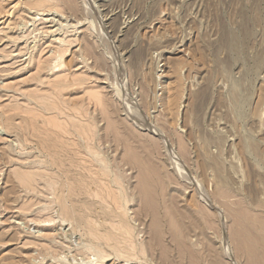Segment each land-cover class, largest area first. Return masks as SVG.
I'll return each mask as SVG.
<instances>
[{"label": "rangeland", "instance_id": "374dc122", "mask_svg": "<svg viewBox=\"0 0 264 264\" xmlns=\"http://www.w3.org/2000/svg\"><path fill=\"white\" fill-rule=\"evenodd\" d=\"M263 11L264 0H0V264H264ZM53 104L58 110L44 108ZM51 119L92 123L101 150L83 176L90 184L103 168L104 199L76 181L67 217L55 201L61 193L43 181L28 192L19 177L43 171L29 163L46 158L37 147ZM140 189L155 190L161 231ZM122 194L128 209L115 203ZM86 221L101 238L86 233ZM120 221L134 244L145 243L133 258L110 253L102 239H120ZM168 231L186 237L194 257L183 258Z\"/></svg>", "mask_w": 264, "mask_h": 264}, {"label": "bare ground", "instance_id": "6f19581e", "mask_svg": "<svg viewBox=\"0 0 264 264\" xmlns=\"http://www.w3.org/2000/svg\"><path fill=\"white\" fill-rule=\"evenodd\" d=\"M39 2H42V1H39ZM264 12V11H263ZM258 14V13H257ZM256 14V15H257ZM244 16V15H243ZM257 17V16H256ZM259 18H260V16H259ZM244 19H245V17H244ZM258 19V18H257ZM260 20V19H259ZM247 35H248V33H246ZM237 35V34H236ZM238 36V35H237ZM249 37V36H248ZM232 41H233V45L235 46L236 45V41H237V38L235 37V36H233V38H232ZM239 44V43H238ZM232 45V46H233ZM89 46V45H88ZM88 49H89V47H88ZM87 49V50H88ZM85 50V49H84ZM83 50V51H84ZM62 53V52H61ZM86 53H88V52H86ZM63 54V53H62ZM89 54V53H88ZM59 55H60V52H59ZM93 55V54H92ZM239 55H241V54H239ZM86 56V55H85ZM89 56V55H88ZM242 56V55H241ZM91 57V56H90ZM93 57H94V55H93ZM92 57V58H93ZM58 59V58H57ZM56 62V61H55ZM57 62L58 63H60L58 60H57ZM57 65H59V64H57ZM237 88V87H236ZM235 88V89H236ZM235 91V90H234ZM243 91V90H242ZM244 93V92H243ZM233 94V93H232ZM239 95V94H238ZM235 96V95H234ZM94 97H97V96H95L94 95ZM236 97V96H235ZM97 98H99V97H97ZM98 101H99V99H97ZM100 102V101H99ZM174 102V101H173ZM173 102H172V104H171V106H169V110H171L173 107H172V105H173ZM44 103V102H43ZM42 103V104H43ZM102 103V102H101ZM101 103H98V104H101ZM52 104V103H51ZM62 105V104H61ZM101 105H103V103L101 104ZM167 106V105H166ZM62 107V106H61ZM81 107V106H80ZM44 108L45 109H47V110H58V108H59V106H58V104H53V105H47V106H44ZM76 109V108H75ZM74 109V110H75ZM72 110V112H73V109H71ZM80 110V108H78V110L76 109L75 111H78L79 113H81V111H79ZM81 110H82V108H81ZM109 110V109H108ZM168 110V111H169ZM83 111V110H82ZM54 112V111H53ZM52 112V113H53ZM60 111H58V113H59ZM84 113H85V110L83 111ZM104 112V111H103ZM57 113V114H58ZM63 113V112H62ZM78 113V114H79ZM87 114H89L88 112H86ZM86 113H85V115H86ZM106 113H107V111H106ZM105 113V114H106ZM169 113H170V111H169ZM104 114V113H103ZM79 115H82V114H79ZM170 116H171V114H169ZM55 116H57L56 114H55ZM65 116V115H64ZM87 117H88V115H86ZM90 116H91V114H90ZM89 116V117H90ZM70 117V116H69ZM71 117L72 118H74L75 119V117H76V114H75V116H72L71 115ZM55 118V117H54ZM57 118V117H56ZM55 118V119H56ZM60 118V117H59ZM58 118V119H59ZM85 118V117H84ZM90 118H92V117H90ZM90 118H88L89 120H90ZM113 117H111L110 118V120L112 119ZM63 121L65 122V119L66 118H64L63 117ZM82 119V118H81ZM81 119H79V120H81ZM52 121H53V119H51ZM50 120V121H51ZM70 120H72V119H70ZM69 120V122H70V125L72 126V128H70V127H67V128H64V127H61V126H59L58 125V123H56V122H50L52 125V127H45L46 129H43L44 131H43V136H42V138H40L39 136H37V134H34V133H31V135L32 136H36V137H39V141H38V147H37V149L39 150V152L41 153V155L43 154V155H45V159L44 160H41V161H37V162H35V161H31L29 164H32V168H33V170L35 169H41V168H43V171L42 172H39V171H37V172H28L27 174L25 173H23V171H22V176L19 174V177H22V178H20V181H21V183L22 184H24L25 186H26V190L29 192V191H31L30 189H34L35 187H37V185L38 184H40V182L41 181H43V185H44V187H46V188H48L50 191H52V193L53 194H55L56 193V191H58L59 193H61V196L60 197H57L56 199H55V201L58 203V204H60V206H61V208H62V212H63V214L67 217V216H71V214H72V211H73V208H72V204L69 206V205H67V203H69L68 202V200H69V198H70V196L72 195V194H74V184L76 183V181H78L79 182V186H80V189H82L85 193H87V194H89L90 196H96L97 198H100V199H102L103 197H102V194H101V191H103V187H102V182L101 181H103V179H102V177H103V172L100 170V169H103V168H99V170L97 171L98 173L96 174V177L98 178L96 181H93V182H90V184L88 183V182H86V180H85V176H83L84 174H83V171H88V166H87V164H89V166L91 165L90 163V156L92 155L93 156V154H98V152H101V150L100 151H98L97 152V146L95 145V146H93L92 144H91V142H92V140H91V137H92V135L93 134H91L92 133V126H91V124L90 125H84V126H80V124H78V125H75V126H73L72 124L74 123L75 124V122H76V120H73V123H72V121H70ZM78 120V119H77ZM82 121V120H81ZM86 120H84L83 119V122H85ZM112 121V120H111ZM110 121V122H111ZM46 122H48V121H46ZM59 122V121H58ZM68 122V123H69ZM88 122V121H87ZM113 122V121H112ZM111 122V124H114L116 121L114 120V122L112 123ZM67 123V124H68ZM86 123V122H85ZM88 123H90V122H88ZM94 123V122H93ZM66 124V123H65ZM111 124H109V126L111 127V126H113V125H111ZM93 125V124H92ZM172 126V125H171ZM66 127V126H65ZM94 128H95V126H93ZM114 127H116V125L114 126ZM164 130V129H163ZM95 131V130H94ZM93 131V132H94ZM99 131V130H98ZM166 131H167V129H166ZM165 132V131H164ZM95 133V132H94ZM100 133V132H99ZM163 133V132H162ZM170 133V135H171V131L169 132ZM99 136V135H98ZM97 136V137H98ZM104 136V135H103ZM168 136V135H167ZM173 136V135H172ZM24 137V136H23ZM62 139H64V142L62 141ZM71 139V140H70ZM77 139V140H76ZM99 139V138H98ZM28 140V139H27ZM96 140V139H95ZM66 141V142H65ZM70 141H72L71 143H69ZM29 142H31V141H29ZM154 143V142H153ZM29 144V143H28ZM31 144V143H30ZM98 144V143H97ZM156 144V143H155ZM100 145V144H99ZM28 148H29V146H28ZM98 148H100V147H98ZM102 148V147H101ZM26 149V148H25ZM25 149H24V151H25ZM30 149H32V148H30ZM94 149H96V150H94ZM94 150V151H93ZM99 150V149H98ZM130 151H133V150H130ZM26 152H28V151H26ZM93 152H97V153H93ZM135 153H136V151H134ZM133 152V153H134ZM181 152H182V150H181ZM125 153V152H124ZM126 153H129V152H127L126 151ZM131 153V152H130ZM133 153H132V156L130 155V157L131 158H134V157H137L136 156V154L134 155V157H133ZM100 155V154H99ZM99 155H97V156H99ZM125 155H127V154H124V156ZM188 155V154H187ZM38 156V155H37ZM40 156V155H39ZM96 156V157H97ZM103 156V155H102ZM102 156H99L100 157V159H101V157ZM106 156H107V154H106ZM128 156V155H127ZM42 157V156H41ZM126 157V156H125ZM98 158V157H97ZM124 158V157H123ZM99 159V160H100ZM108 159H110V158H108ZM39 160V159H38ZM99 160L98 159H96V162L97 163H99ZM101 160H103V162H104V159H101ZM113 160H114V158H113ZM126 160H127V157H126ZM131 161V159H129L128 158V160H127V162L128 161ZM134 160V159H133ZM132 160V161H133ZM108 161V160H107ZM107 161H106V163H107ZM115 161L117 162V160L115 159ZM129 161V163H131V164H138V163H140V164H138V166L140 165L141 166V162H138V163H133L132 161L130 162ZM136 161V160H135ZM134 161V162H135ZM137 161H139V159L137 160ZM136 161V162H137ZM110 162V161H109ZM115 162V163H116ZM105 163V162H104ZM106 163H105V165H106ZM113 163H114V161H113ZM39 164V165H38ZM101 164L99 163V166H100ZM112 165H114V164H112ZM117 165H119V164H117ZM116 165V166H117ZM134 166V165H133ZM137 165L135 166V167H137V170H138V168L139 169H141V168H143V167H138ZM91 168H92V166H90ZM105 167V166H104ZM95 168V167H94ZM111 168V167H110ZM113 168H115V167H113ZM117 168H118V166H117ZM53 169L55 170V171H53ZM112 169V168H111ZM144 170H146L145 168H143ZM143 169L141 170L142 171V173H144V172H146L147 173V170L146 171H143ZM42 170V169H41ZM113 170V169H112ZM90 171V170H89ZM92 171V170H91ZM105 172H108L107 170H104ZM26 172V171H25ZM88 173V172H87ZM111 173V172H110ZM139 173H140V171H139ZM145 173V174H146ZM108 173H106V175H107ZM113 174H117V173H113ZM145 174H142L141 175V173L139 174V175H141V176H145ZM147 175H148V173H147ZM146 175V176H147ZM119 176V175H118ZM118 176H116V177H118ZM146 176H145V178H146ZM78 177H82V178H80V180H76ZM112 177V176H111ZM115 177V178H116ZM119 177H121V176H119ZM118 177V178H119ZM115 178H114V180H115ZM144 178V179H145ZM148 178V177H147ZM146 178V179H147ZM160 178H162V177H160L159 176V179H158V181H162V179H160ZM117 179V178H116ZM122 178H120V180H121ZM112 180V179H111ZM120 180H118V181H120ZM164 180V179H163ZM105 181H107V180H105ZM147 181V180H146ZM155 181V180H154ZM121 182V181H120ZM142 182V181H141ZM140 182V183H141ZM176 182V181H175ZM174 182V183H175ZM91 183H94V185H95V187H93V186H91ZM108 183V182H107ZM118 183V182H117ZM146 183V182H145ZM157 183V182H156ZM163 183V182H162ZM109 184V183H108ZM119 184V183H118ZM142 184V183H141ZM41 185V184H40ZM105 185V184H104ZM138 185H139V182H138ZM143 185V184H142ZM142 185H139L140 187L139 188H144L145 190L148 188H145L146 186H142ZM156 185V184H155ZM155 185H154V187H155ZM164 185V184H163ZM162 184L160 185V184H158V187L160 186V188H164L165 187V185H164V187H161V186H163ZM107 186V185H106ZM108 186H110V185H108ZM114 186H115V184H114ZM150 187H152V188H150V189H152L153 190V186L151 185ZM138 188V189H139ZM39 189V188H38ZM109 189H110V187H109ZM112 189V188H111ZM137 189V190H138ZM149 189V191L150 192H145V191H143V189H142V191H141V189H140V191H141V195L143 196L142 198H141V203H143V204H141L142 206H144L143 208H142V210L146 207V211L148 212V214H150V219H151V228L154 226V227H156V226H158V219H159V222H160V218L158 217L157 218V216H158V214H156L155 213V206H156V201H154L155 199L152 197V195H154V194H156V192H155V190H154V194L153 193H151V190ZM156 189V188H155ZM113 190V189H112ZM160 190V189H159ZM222 190H224V192H225V189H223L222 188ZM220 191V193L222 194L223 193V191ZM38 191V190H37ZM106 191H107V189H106ZM114 191V190H113ZM117 191H118V189H117ZM139 191V190H138ZM64 192H67L66 194H64ZM79 193V192H78ZM118 193L120 194V192L118 191ZM117 193V194H118ZM37 194V193H36ZM50 194V193H49ZM118 194V195H119ZM138 194H140V193H138ZM226 194V193H225ZM113 195V194H112ZM106 196H107V194H106ZM116 196V195H115ZM124 196H125V194H124ZM133 196V195H132ZM131 193H130V198H129V200L130 199H132L131 197ZM171 196V195H170ZM173 196V195H172ZM192 196V195H191ZM221 196H224V195H221ZM112 197V196H111ZM119 197V196H118ZM122 197V198H121ZM126 197V196H125ZM154 197H156V195H154ZM207 197V196H206ZM114 198V197H113ZM112 198V199H113ZM116 199H115V203L117 204L118 202V200H119V205H120V207H121V209H123L122 208V206L125 204L126 205V207H124V209L125 208H127V204L126 203H129V202H132V201H134V200H130L129 202H128V199H126V198H128V197H126L124 200L125 201H127L126 203L125 202H123V194H122V196H120V198H118L117 199V197H115ZM171 198L172 197H170V200L169 201H172L171 200ZM174 198V197H173ZM172 198V199H173ZM99 199V200H100ZM104 199V198H103ZM55 201H54V203H55ZM173 201H174V199H173ZM172 201V202H173ZM77 202V201H76ZM105 202H106V200H105ZM200 202V201H199ZM50 204H52L51 202H49ZM108 203V202H107ZM168 203H171V202H168ZM198 203V202H197ZM114 204V203H113ZM158 204V203H157ZM173 204V203H172ZM193 204V203H192ZM202 204V203H201ZM200 203H199V205L198 206H200L201 205ZM204 204V203H203ZM205 204H207V203H205ZM204 204V205H205ZM195 205V204H194ZM115 206V205H114ZM140 206V205H139ZM139 206H137V208L139 209ZM141 206V207H142ZM173 206H175V205H173ZM208 206V205H207ZM206 206V207H207ZM210 206V205H209ZM157 208L158 207H160V205L158 204V206H156ZM196 207V205L194 206V208ZM161 208H164V207H161ZM175 208H177V207H175ZM60 209V208H59ZM115 209H117V208H115ZM128 209V208H127ZM200 209V208H199ZM210 209V208H209ZM209 209H207V211L209 210ZM136 211H137V209H135ZM145 210V209H144ZM161 210H163V209H161ZM179 210V209H178ZM204 211H206L205 209H203ZM116 211V210H115ZM139 211V210H138ZM180 211V210H179ZM213 211V210H212ZM118 212V211H117ZM125 212H127V211H125ZM140 212V211H139ZM156 212H157V210H156ZM163 212V211H162ZM211 212V211H210ZM134 213L136 214V212L134 211ZM203 213V212H202ZM160 214V213H159ZM201 214V213H200ZM208 213L206 212V214H204V216L205 215H207ZM61 215V214H60ZM138 215V214H137ZM145 215H147V214H145L144 213V216ZM157 215V216H156ZM211 215H212V212H211ZM130 216V215H129ZM163 216H164V213H163ZM171 216V215H170ZM182 216H184V215H182ZM212 216H214V214L212 215ZM146 217V216H145ZM207 217H209V216H207ZM211 217V216H210ZM209 217V218H210ZM139 218H140V216H139ZM165 218V217H164ZM163 218V219H164ZM167 218V217H166ZM168 218H170L169 216H168ZM167 218V219H168ZM205 218V217H204ZM214 218V217H213ZM89 219H91V218H89ZM131 219V218H130ZM150 219H148V220H150ZM212 219V218H211ZM210 219V220H211ZM128 220V219H127ZM135 220H137V219H135ZM138 220H140V219H138ZM147 220V221H148ZM194 220V219H193ZM206 220V219H205ZM131 221V220H130ZM173 221H175V220H172V222ZM117 222V221H116ZM116 222H113V223H116ZM141 222H142V220H141ZM140 222V223H141ZM156 222H157V224H156ZM165 222V221H164ZM170 221L168 220V223H169ZM74 223V222H73ZM86 223V226H85V231H86V233L88 234V235H91L93 238H101V236H99V234H98V229L97 228H95V226L94 225H92L91 224V222L90 221H88V223H87V221L85 222ZM110 223H112V221L110 222ZM168 223L166 224V225H168ZM176 223V222H175ZM186 223V222H185ZM196 223V222H195ZM194 223V224H195ZM212 223V222H211ZM170 224H171V227L172 228H175V227H177L176 226V224H175V227L173 226L174 224L173 223H171L170 222ZM197 224V223H196ZM118 225V227H116ZM133 225H135V224H133ZM198 225V224H197ZM210 224L208 223V227H211L212 226V224H211V226H209ZM159 226L160 227H162L161 226V223L159 224ZM158 226V227H159ZM204 226V225H203ZM78 227V226H77ZM81 227H82V225H81ZM114 227H116V229L118 230V232H119V237H120V239H116V238H114V237H109V236H104V237H102V239H104V241H105V244L107 245V247L108 248H110L111 250L110 251H112V252H110V253H112L113 254V252H118V251H121L122 253L123 252H127L128 254H130V255H132V258H133V256L138 252V250L139 251H142V249L144 248H146L145 247V243H143L144 244V247H142L143 246V244H140L139 246H137L136 244H134L133 243V241H132V235H133V229L132 228H130L129 227V225L124 221H120V222H118ZM153 227V228H154ZM158 227H156L157 229H158ZM159 227V229L158 230H162V228H160ZM170 227V228H171ZM179 227V226H178ZM177 227V228H178ZM198 227V226H197ZM200 227V226H199ZM198 227V228H199ZM206 227V226H205ZM263 227H264V225H263ZM142 228V227H141ZM152 228V229H153ZM201 228V227H200ZM199 228V229H200ZM148 229V228H147ZM152 229H150V232H151V230ZM167 229V228H166ZM180 229V228H179ZM167 230H169V229H167ZM171 230V229H170ZM173 230V229H172ZM164 231V230H163ZM166 231V230H165ZM174 231H176V228L174 229ZM142 232V231H141ZM158 232V231H157ZM169 233H172V235H171V237H170V239H172V241H177L178 242V240L181 238V240L183 239V235L182 234H180V235H182V236H180V237H178L177 236V234H176V232H170V231H168ZM177 232H179V231H177ZM181 232V231H180ZM106 233H108V232H106ZM152 233V232H151ZM163 232H161V234H162ZM173 233H175V235L173 234ZM136 234V233H135ZM154 234H156V232L155 231H153V235H152V238H153V236H154ZM167 234V233H166ZM102 235V234H101ZM179 235V234H178ZM156 236H157V234H156ZM158 236H159V233H158ZM157 236V237H158ZM164 236V235H163ZM163 236H161L160 235V237H163ZM169 236V235H168ZM197 236V235H196ZM128 237V238H127ZM135 237V236H134ZM151 236H149V238H150ZM158 238V239H160L161 240V238ZM165 237V236H164ZM163 237V238H164ZM204 237V236H203ZM137 238V237H136ZM145 238H147V240H148V237H146L145 236ZM184 238H186V237H184ZM241 238V237H240ZM157 239V238H156ZM155 239V243L157 242V240ZM188 239V238H187ZM191 239V238H190ZM127 240H128V242H127ZM181 240H179V246H180V255L181 256H183V255H186L187 253L186 252H188L189 253V256H190V258L193 256L194 257V255H191V251L189 252V250H194V248L192 249V247L190 248L189 247V245H187L188 247H187V249L188 248H190V249H186V243L184 244V242L183 241H181ZM197 240V239H196ZM242 240V239H241ZM90 241H92V240H90ZM141 241L142 240H140V241H138V243L140 242L141 243ZM145 241V240H144ZM150 241H151V238H150ZM152 241H153V239H152ZM169 241H171V240H169ZM189 241V240H188ZM244 241H245V239L243 240V242L242 243H244ZM98 242V241H97ZM148 242V241H147ZM101 243V242H100ZM137 243V242H136ZM151 243V242H150ZM158 243V242H157ZM157 243H156V245H157ZM180 243H181V245H180ZM239 243V242H238ZM246 243V242H245ZM245 243L243 244V245H245ZM93 244H94V242H93ZM104 244V245H105ZM164 245V244H163ZM239 246H240V244H238ZM242 246V245H241ZM94 247V246H93ZM176 247V246H175ZM99 248V247H98ZM97 248V249H98ZM103 249H104V247H102ZM163 248V247H162ZM169 248V247H168ZM170 248H172V247H170ZM235 248V247H234ZM237 248V247H236ZM240 248V247H239ZM246 248H248L247 246L244 248V249H246ZM252 248V247H251ZM124 249H125V251H124ZM153 249V248H152ZM151 249V250H152ZM176 249V248H175ZM242 249H243V247H241V252H242V254L244 253V251H242ZM249 249V248H248ZM149 250H150V248H149ZM156 250H158V249H156ZM169 250V249H168ZM250 250H252V249H250ZM93 251V250H92ZM153 251H155L154 249H153ZM170 251V250H169ZM169 251H167V249H162L161 250V252L159 253L160 254V256H159V258H160V260L163 262V263H165V262H167L169 259H170V256H169ZM177 251H179V250H177ZM176 251V252H177ZM198 250L197 249H195V253L197 252ZM211 252H212V250H210ZM238 251H240V250H238ZM247 251L248 250H246L245 252L247 253ZM101 251H99V254L101 255V253H100ZM104 252V251H103ZM103 252H102V254H103ZM145 252V251H144ZM194 252V251H193ZM240 252V253H241ZM105 253V252H104ZM139 253H141V252H139ZM150 253V252H149ZM151 253H152V251H151ZM198 254H199V251L197 252ZM213 253V252H212ZM218 253V252H217ZM97 254V253H96ZM119 254V253H118ZM193 254V253H192ZM237 254V253H236ZM252 255V253L250 254L249 252L247 253V254H245V256L246 255ZM104 255V254H103ZM108 255H109V253H108ZM122 255V254H121ZM126 255V254H125ZM142 255V254H141ZM153 255V254H152ZM151 255V256H152ZM124 256V255H123ZM136 256V255H135ZM143 256V255H142ZM144 256H146V255H144ZM188 256V255H187ZM242 256V255H241ZM122 257V256H121ZM196 257L197 258H200V256L198 257L197 256V254H196ZM195 257V258H196ZM247 257V256H246ZM249 257H251V256H249ZM249 257H247L249 260L248 261H250V258ZM117 258V257H116ZM183 258H184V256H183ZM186 258H188L189 259V257H186ZM255 258V257H254ZM138 259V258H137ZM141 259V258H140ZM187 259V260H188ZM252 260H253V258H251ZM256 259V258H255ZM145 262L143 263V264H148L147 262H146V260H144ZM197 261H199V260H196V261H194L195 263L197 262ZM161 262V263H162ZM173 262V261H172ZM256 263H258L257 261H255ZM254 262V263H255ZM260 262V261H259ZM141 263V262H140ZM195 263H192V264H195ZM261 263V262H260ZM191 264V263H190ZM211 264H218V262L217 261H212L211 262Z\"/></svg>", "mask_w": 264, "mask_h": 264}]
</instances>
